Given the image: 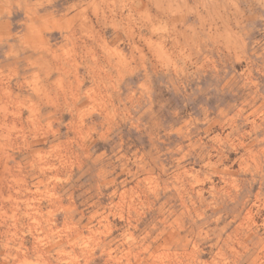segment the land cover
Wrapping results in <instances>:
<instances>
[{
    "label": "rangeland",
    "instance_id": "obj_1",
    "mask_svg": "<svg viewBox=\"0 0 264 264\" xmlns=\"http://www.w3.org/2000/svg\"><path fill=\"white\" fill-rule=\"evenodd\" d=\"M144 1L0 0V264H264V0Z\"/></svg>",
    "mask_w": 264,
    "mask_h": 264
},
{
    "label": "bare ground",
    "instance_id": "obj_2",
    "mask_svg": "<svg viewBox=\"0 0 264 264\" xmlns=\"http://www.w3.org/2000/svg\"><path fill=\"white\" fill-rule=\"evenodd\" d=\"M143 1H144V0H143ZM161 1H162V0H161ZM144 2H145V1H144ZM151 2H152V1H151ZM151 2H150V3H151ZM136 3H137V2H136ZM142 3H143V2H142ZM150 3H149V4H150ZM157 3H158V1H157ZM169 3H170V1H169ZM132 4H133V3H132ZM132 4H131V5H132ZM154 4H155V3H154ZM139 5H140V4H139ZM139 5H138V6H139ZM144 5H145V3H144ZM156 5H157V4H156ZM165 5H166V3H165ZM168 5H169V4H168ZM138 6H137V7H138ZM163 6H164V5H163ZM147 7H148V6L144 7V9H146ZM156 7H157V6H156ZM168 7L170 8V6H168ZM168 7H167V8H168ZM134 8H136V6H135ZM141 8H142V7H141ZM169 8L167 9L168 11L170 10ZM160 9H161V8H160ZM164 9H166V6H165ZM134 11H135V10H134ZM138 11H139V10H138ZM164 11H166V10H164ZM131 12H133V11H131ZM150 13H151V11H150ZM163 13H165V12H163ZM163 13L158 14V15H162ZM170 13H171V12H170ZM170 13H169V15H170ZM119 14H120V13H119ZM155 14H156V13H155ZM137 15H139V13H137ZM148 15H149V13H148ZM169 15H167V16H169ZM120 16H121V15H120ZM120 16H119V17H120ZM146 16H147V15H146ZM151 16H152V15H151ZM156 16H157V15H156ZM163 16H164V15H163ZM165 16H166V15H165ZM131 17H132V16H131ZM152 17H153V16H152ZM155 18H156V17H155ZM162 18H163V17H162ZM171 18H172V17H171ZM124 19H125V18H124ZM124 19H123V20H124ZM142 19H143V18H142ZM158 19H159V18H158ZM165 19H166V21H167V18H165ZM140 20H141V19H140ZM149 20H150V19H149ZM169 20H170V19H169ZM112 21H113V20H112ZM121 21H122V20H121ZM126 21H127V20H126ZM151 23L153 24L152 21H151ZM113 24H114V23H113ZM153 26H154V25H153ZM156 29H158V28H156ZM132 31H133V30H132ZM128 32H130V31H128ZM140 32H141V31H140ZM138 34H139V33H138ZM132 35H133V34H132ZM163 35H165V34H163ZM135 36H136V35H135ZM139 36H140V35H139ZM133 37H134V36H133ZM157 44H158V43H157ZM166 57H167V56H166Z\"/></svg>",
    "mask_w": 264,
    "mask_h": 264
}]
</instances>
